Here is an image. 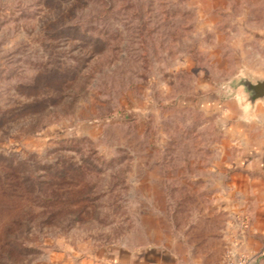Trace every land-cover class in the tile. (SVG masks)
I'll return each mask as SVG.
<instances>
[{
  "label": "rangeland",
  "instance_id": "1",
  "mask_svg": "<svg viewBox=\"0 0 264 264\" xmlns=\"http://www.w3.org/2000/svg\"><path fill=\"white\" fill-rule=\"evenodd\" d=\"M242 77L264 0H0V264H264Z\"/></svg>",
  "mask_w": 264,
  "mask_h": 264
},
{
  "label": "crops",
  "instance_id": "2",
  "mask_svg": "<svg viewBox=\"0 0 264 264\" xmlns=\"http://www.w3.org/2000/svg\"><path fill=\"white\" fill-rule=\"evenodd\" d=\"M233 107L225 113L226 147L235 155L232 160L235 169L248 173L251 185L262 186L257 177L264 179V102L251 110L242 105ZM119 263L176 264L166 253L155 251L131 256L128 262L122 258Z\"/></svg>",
  "mask_w": 264,
  "mask_h": 264
},
{
  "label": "water",
  "instance_id": "3",
  "mask_svg": "<svg viewBox=\"0 0 264 264\" xmlns=\"http://www.w3.org/2000/svg\"><path fill=\"white\" fill-rule=\"evenodd\" d=\"M238 95L239 104L253 109L258 103L264 102V78L263 77H242L232 85L231 94Z\"/></svg>",
  "mask_w": 264,
  "mask_h": 264
}]
</instances>
